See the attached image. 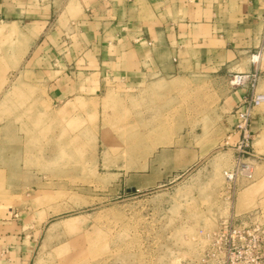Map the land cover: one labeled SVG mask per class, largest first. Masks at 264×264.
Returning a JSON list of instances; mask_svg holds the SVG:
<instances>
[{
    "label": "rangeland",
    "instance_id": "1",
    "mask_svg": "<svg viewBox=\"0 0 264 264\" xmlns=\"http://www.w3.org/2000/svg\"><path fill=\"white\" fill-rule=\"evenodd\" d=\"M41 1L0 14L1 260L201 264L214 258L208 248L219 255L217 236L228 260H264V231L242 220L257 212L264 225V103L246 142L237 107L251 94L253 55L264 93V32L224 67L75 76L73 41L60 37L70 34L72 2ZM58 17L44 42L46 20ZM231 217L235 232L216 234Z\"/></svg>",
    "mask_w": 264,
    "mask_h": 264
},
{
    "label": "crops",
    "instance_id": "2",
    "mask_svg": "<svg viewBox=\"0 0 264 264\" xmlns=\"http://www.w3.org/2000/svg\"><path fill=\"white\" fill-rule=\"evenodd\" d=\"M31 1L0 0L1 18L14 11L24 15ZM48 1L55 6L59 0ZM69 1L73 10L70 34L60 37L63 44L69 41L72 45L73 41L71 67L75 76L98 73L101 79L117 75L130 80L134 73L140 74L135 75L138 77L172 76L200 72L209 65L224 67L256 50L264 32L260 0H67L66 4ZM38 15H42L40 11ZM46 23L49 29L44 32V42L51 28L58 29L59 17ZM79 37L85 43L77 46ZM78 57L85 60L82 66ZM258 61L259 56L257 61L251 60L245 72L260 71ZM243 102L237 107L243 109ZM1 257L0 264H8L9 260Z\"/></svg>",
    "mask_w": 264,
    "mask_h": 264
},
{
    "label": "built area",
    "instance_id": "3",
    "mask_svg": "<svg viewBox=\"0 0 264 264\" xmlns=\"http://www.w3.org/2000/svg\"><path fill=\"white\" fill-rule=\"evenodd\" d=\"M245 77L249 78L250 81V87H251V94L247 97H245L244 99V107L243 110L240 111V115L238 114V116L240 117V119H242V123L239 125V128L242 131V136L245 139V142L248 141V139L250 138V131L248 128L249 122L251 120L252 117V113L253 110L256 109L257 107H259L261 104L264 103V93L262 92H257L256 90V86L258 83V79H259V75L258 72H253ZM242 76L240 75V78L237 82V84H235L236 86H240V85H244L242 83ZM247 81V80H246ZM258 216L259 214L257 212L254 213H249L246 214L242 217V220H245L244 222L247 223H252V225H255L253 230H263L264 231V225L261 222H258ZM245 217V219H244ZM248 229H250V225H248ZM221 228H223L224 230H228V232H235V225H234V219L228 218V219H224L220 222L219 228L216 232V234H219L221 232ZM242 231V230H240ZM216 240L218 242V247L220 248L219 251V255L215 251H214V247L212 246V248H208L207 249V256H214L213 260H201V264H264V260H228V253L227 250L225 249V245H223V241L221 242V237L218 238V236L216 237ZM233 241V240H232ZM227 245L229 247H231V239H228L226 241ZM217 255V256H216Z\"/></svg>",
    "mask_w": 264,
    "mask_h": 264
},
{
    "label": "bare ground",
    "instance_id": "4",
    "mask_svg": "<svg viewBox=\"0 0 264 264\" xmlns=\"http://www.w3.org/2000/svg\"><path fill=\"white\" fill-rule=\"evenodd\" d=\"M251 60H256V61H257V60H258V56H252V57H251ZM239 78H240V75H239V76L237 75L236 78H234V81H235V82H233V83H234V84H237ZM261 105H262V104H261ZM261 105H260V106H261ZM260 106H259V107H260ZM257 108H258V107H257Z\"/></svg>",
    "mask_w": 264,
    "mask_h": 264
}]
</instances>
